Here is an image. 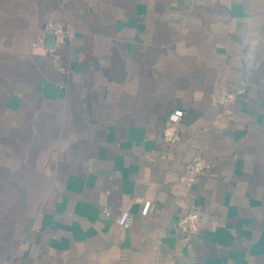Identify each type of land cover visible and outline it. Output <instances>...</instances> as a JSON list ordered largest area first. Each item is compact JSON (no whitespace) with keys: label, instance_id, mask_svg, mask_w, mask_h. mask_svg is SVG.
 I'll list each match as a JSON object with an SVG mask.
<instances>
[{"label":"crops","instance_id":"crops-1","mask_svg":"<svg viewBox=\"0 0 264 264\" xmlns=\"http://www.w3.org/2000/svg\"><path fill=\"white\" fill-rule=\"evenodd\" d=\"M0 264H264V0H0Z\"/></svg>","mask_w":264,"mask_h":264},{"label":"built area","instance_id":"built-area-1","mask_svg":"<svg viewBox=\"0 0 264 264\" xmlns=\"http://www.w3.org/2000/svg\"><path fill=\"white\" fill-rule=\"evenodd\" d=\"M48 29L53 34V46L46 49V51L55 59L58 56L55 54L57 48L61 47L68 40V33L64 25L60 22H55L49 25ZM235 98V93L226 94L222 100L223 107L227 110L230 109ZM183 116L181 110H174L168 117L167 123L162 131V141L167 144L176 143L179 141V122ZM208 168V163L202 159L197 158L186 166V178L188 182L193 183L198 181ZM153 206L151 201L142 200L140 202L139 215L147 217L152 212ZM133 221V215L130 212L121 213L117 219V225L127 230L130 228ZM201 223V216L196 205H192L188 211L180 217L176 224L175 229L181 240H189L198 235Z\"/></svg>","mask_w":264,"mask_h":264},{"label":"clouds","instance_id":"clouds-1","mask_svg":"<svg viewBox=\"0 0 264 264\" xmlns=\"http://www.w3.org/2000/svg\"><path fill=\"white\" fill-rule=\"evenodd\" d=\"M257 44H258L257 40H255V39L251 40V42H250V51L254 50L256 48Z\"/></svg>","mask_w":264,"mask_h":264}]
</instances>
